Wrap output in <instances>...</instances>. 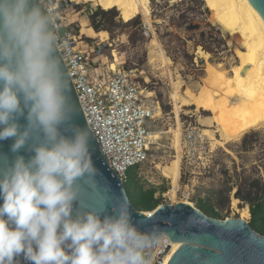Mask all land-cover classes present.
I'll list each match as a JSON object with an SVG mask.
<instances>
[{"label": "clouds", "instance_id": "9594fccd", "mask_svg": "<svg viewBox=\"0 0 264 264\" xmlns=\"http://www.w3.org/2000/svg\"><path fill=\"white\" fill-rule=\"evenodd\" d=\"M59 41L45 0H0V141H11L0 155V264H155L164 232L141 231L123 205L111 215L80 205L96 169Z\"/></svg>", "mask_w": 264, "mask_h": 264}, {"label": "rangeland", "instance_id": "374dc122", "mask_svg": "<svg viewBox=\"0 0 264 264\" xmlns=\"http://www.w3.org/2000/svg\"><path fill=\"white\" fill-rule=\"evenodd\" d=\"M71 4L74 9L70 13L78 20L73 34L92 50L95 65L136 69L153 104L160 109L152 125L156 143L148 161L136 173L138 188L155 190V199H160L161 205L189 202L197 208L212 206L223 220L242 219L243 208L248 206L251 212V203H264V127L239 141L220 145L206 135L207 130L216 129L204 127L195 107L179 109L174 95L175 88L182 96L187 89L201 90L210 64L231 72L238 63L235 50L240 44L212 20L206 3L152 0L149 21L117 10L105 11L84 0H73ZM99 9L108 16L95 18ZM152 41L159 43V51L167 56L166 63H150ZM200 51L209 53V60ZM216 138L220 141L219 135ZM174 161L180 174L167 179L161 168ZM129 193H134L133 189ZM234 199L238 201L236 208ZM247 221L251 223L252 216Z\"/></svg>", "mask_w": 264, "mask_h": 264}, {"label": "bare ground", "instance_id": "6f19581e", "mask_svg": "<svg viewBox=\"0 0 264 264\" xmlns=\"http://www.w3.org/2000/svg\"><path fill=\"white\" fill-rule=\"evenodd\" d=\"M84 1L96 3L105 11L117 10L128 17L140 16L144 21L152 19V0ZM203 1L212 13V20L240 44L235 50L238 63L231 72L210 64L206 69L201 90L194 92L195 90L187 89L182 96L175 88L174 95L177 97L179 109L195 107V114L201 115L204 127L216 129L215 132L207 130L206 135L220 145H226L230 141H239L255 129L264 127V21L248 0ZM159 49V43L152 41L149 49L150 63L167 62V56L164 57ZM200 54L207 60L211 57L209 53L203 51H200ZM217 135L220 136V141L217 140ZM161 172L167 179L176 178L180 174L178 162L174 161L169 166L161 168ZM237 203L238 201L234 199L235 208ZM149 213L153 214L146 212L147 215H150ZM241 214L242 219L246 221L250 219L251 212L248 206L241 210ZM165 243L170 246L165 260L167 264L179 244L172 243L169 237Z\"/></svg>", "mask_w": 264, "mask_h": 264}, {"label": "built area", "instance_id": "2783aa9c", "mask_svg": "<svg viewBox=\"0 0 264 264\" xmlns=\"http://www.w3.org/2000/svg\"><path fill=\"white\" fill-rule=\"evenodd\" d=\"M56 13L60 36L58 49L68 69L88 126L97 139L101 154L123 184L130 169L141 167L149 159L156 136L152 125L158 105L140 82L136 69L96 66L92 50L73 34L78 20L73 19L72 4L65 0H45ZM94 62V64H93ZM170 246L163 243L155 254V264H165ZM23 259V257H22ZM22 264H27L23 259Z\"/></svg>", "mask_w": 264, "mask_h": 264}, {"label": "water", "instance_id": "95a60500", "mask_svg": "<svg viewBox=\"0 0 264 264\" xmlns=\"http://www.w3.org/2000/svg\"><path fill=\"white\" fill-rule=\"evenodd\" d=\"M264 21V0H248ZM70 2L61 5L64 8ZM69 81L71 102L76 112L73 123L90 132V153L96 176L80 190V205L87 210H101L111 215L120 206H126L133 223L143 232L160 230L179 247L167 264H264V236L257 233L243 219L220 220L207 216L188 203L161 205L153 214L138 211L131 203L123 182L114 173L101 154L100 145L88 126L68 69L59 50L57 52ZM23 122V121H22ZM11 141H0V155H11ZM2 203V201H0ZM79 207V205H78ZM22 256L16 264H22Z\"/></svg>", "mask_w": 264, "mask_h": 264}, {"label": "trees", "instance_id": "16d2710c", "mask_svg": "<svg viewBox=\"0 0 264 264\" xmlns=\"http://www.w3.org/2000/svg\"><path fill=\"white\" fill-rule=\"evenodd\" d=\"M100 15L106 17L108 16V12L99 9L94 14V17L96 18ZM114 18L115 16H112V19ZM97 29H99L98 25ZM137 170L138 168H133L129 170L128 181L124 184V187L127 191L128 196L130 197L131 203L138 211L153 212L156 208L161 205V201L160 199H155V190L144 191L142 188H138L137 183L135 182ZM132 189L134 193L131 194L129 193V191ZM198 208L209 217L220 220L224 219L222 215L218 211H216V209L212 206L204 204L199 205ZM251 216L252 221L250 225L257 233L264 236V203L258 204L257 206L251 203Z\"/></svg>", "mask_w": 264, "mask_h": 264}, {"label": "snow or ice", "instance_id": "6c2138e0", "mask_svg": "<svg viewBox=\"0 0 264 264\" xmlns=\"http://www.w3.org/2000/svg\"><path fill=\"white\" fill-rule=\"evenodd\" d=\"M175 264H179V257H177Z\"/></svg>", "mask_w": 264, "mask_h": 264}]
</instances>
